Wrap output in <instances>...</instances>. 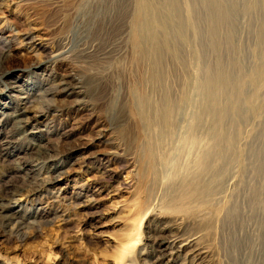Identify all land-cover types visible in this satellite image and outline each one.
Returning a JSON list of instances; mask_svg holds the SVG:
<instances>
[{"label": "rangeland", "instance_id": "1", "mask_svg": "<svg viewBox=\"0 0 264 264\" xmlns=\"http://www.w3.org/2000/svg\"><path fill=\"white\" fill-rule=\"evenodd\" d=\"M137 1L0 0V57L6 51L0 66L13 77L6 86L32 90L27 103L20 100L21 93H7L5 98L22 103L28 115L37 119L33 130L20 131L11 118L0 116V193L9 196L16 219L22 223L20 231L15 221L0 228V264H120L116 258L119 245L131 231L138 230V249L143 250L145 237L155 236L164 222L177 217L186 233L201 238L208 251L205 264H264V199L254 206L248 196L260 184L254 167L264 149V44L258 38L264 15L257 7L259 1L247 0L253 11L234 15L232 51L225 53L223 31L218 35V50H212L203 13L200 17L183 11L190 0H176L178 12L170 8L169 0H143L153 11L149 15L167 33L173 35L180 27L183 31V38L173 43L177 59L171 62L162 56L165 81L156 87L149 82L151 61L132 60L129 34ZM224 1L226 5L236 3L239 10L246 2ZM187 16L198 36L186 22ZM58 42L67 54L63 62L48 68V53ZM227 59L241 68L242 92L237 110L216 125V115L209 113V100L202 95L200 84L207 70ZM66 66L83 82L86 109L91 111L82 114L94 126L101 122L104 129L91 147L69 156L68 149L93 136L80 129L86 118L75 114L70 105L73 98L59 93L46 97L52 98L48 110L42 104L43 92L61 84ZM238 73L233 72V78ZM134 87L138 94L150 97L146 96V120L139 115ZM5 98L0 102L7 103ZM166 98L175 107L167 122L157 113ZM220 102L225 106L226 98ZM33 144L42 145L53 160V165L39 166L41 170L35 173L29 152ZM148 144L152 164L144 159ZM218 147L228 151L226 155L230 150V162L224 156L202 161L207 151ZM113 151L126 163L125 168L115 161L106 163V155ZM36 173L35 182L56 176L60 180L33 193L22 184ZM192 181L211 190L204 206L189 204V200L179 203L188 192L182 188ZM172 204L175 208H170ZM232 208L238 209L237 217L227 223L226 214ZM133 262L163 264L146 253L136 255Z\"/></svg>", "mask_w": 264, "mask_h": 264}, {"label": "bare ground", "instance_id": "2", "mask_svg": "<svg viewBox=\"0 0 264 264\" xmlns=\"http://www.w3.org/2000/svg\"><path fill=\"white\" fill-rule=\"evenodd\" d=\"M258 1L259 2H258L257 7H259V9H261V11H263V15H264V0H258ZM227 3L228 2H226V4ZM226 4H225L224 0H190L188 9L186 8L187 10L185 9L183 11H185V12L187 11V14L192 11V15L198 14V15H200V17L202 16V13H203L204 19L206 20V22L208 24V27L206 29V33H207V38L209 37V47L212 50H214V49L218 50L216 48L217 43L220 41V40H218V35H219V32L222 33V31H223V39H224L223 42L225 44L224 45L225 53H228L232 49V42L231 41H233L232 37H233V31H234V24H233L234 15L238 11H240V13H242V16L249 14V12L251 13V11H253L254 6H251L250 4H248L247 0L243 4V6L240 10L238 9L236 3L233 4L231 2V4H229V5H226ZM169 6L175 12H178L180 10V9H178L176 0H169ZM135 7H136L135 13H134V16L132 19V24L130 26L131 27V34H129V35H131L130 41H131V44H132V47L134 50V55H133L132 60L134 62H136L140 58H144V59L148 58L149 61H151V65L153 66V72H150L151 76H150L149 82H150V85L152 84L154 86V84H155V87H156L157 84H159V83L163 84L165 81V79H164L165 78V76H164L165 70L163 69V61H162L163 54H165L167 56V58L169 60H171V62L176 60L178 57L176 48H174L173 43L175 40L177 41L178 39L180 40L183 38L182 37V32H183L182 27H180L178 29L176 28L175 33L173 35H170L169 34L170 32L167 33L164 30L165 28L163 29L161 27L163 25L160 26V23H158L157 19H155L154 17H151L153 11L151 10V8L147 2H145L143 0H138ZM263 15H262V17H263ZM175 17H177V16H175ZM262 19L263 20H261L262 22L260 25L258 38H259V41L261 42V44L263 45L264 44V17ZM195 20H196V18H195ZM192 21L193 20L189 16L188 20L186 22L189 25H192ZM194 22L196 23V21H194ZM178 24H180V23H178ZM192 28H193L192 32H194V35L198 36L199 31L196 28V26L192 25ZM26 40H30V37L28 35H26ZM54 44H55L54 49L48 53V62L46 63L48 68H49V64L57 65L58 63L63 62L65 59V55L67 54V51H68L65 49V46L62 45L61 43L58 42V43H54ZM38 49H40L42 51L46 50V48L42 45H38ZM5 55H6V51L1 55L0 63H1V60L3 59V57ZM229 59H227L226 61H229ZM143 61H145V60H143ZM226 61L225 62H223L222 60L217 61L216 67L214 69L206 71V76H205L204 80L202 81V83L200 84L202 95L205 96L209 100V104L206 102L208 105V109H209L208 111H210L209 113L212 114L214 112L216 115V123H217L216 125H218V122H220L226 115L228 117V116L232 115L234 113V111L237 110L236 108H238L237 106H239V104H238L239 99L238 98L241 96L240 93L242 92L241 90H242V85H243V77L241 76L242 71L240 70L241 69L240 66L232 64L230 61L229 62H226ZM165 63H166V61H165ZM35 65L37 67H39L41 64H35ZM44 68L46 69V67H44ZM69 68L70 67H68V66L65 67L64 74L61 76V84L58 86L59 88L56 87V88L51 89V90H45L43 92V96H42L44 98L43 99L41 98L42 104H44L43 106L47 105V107H46L47 110H48V106L52 103V98L46 99V97H49V96L51 97L53 95V93H55V94L59 93L66 98H73V99H71L70 105L73 108L75 114H77V116L81 114L80 117L83 116L86 118L85 120L82 119L83 121L80 122L82 124V126L80 128L81 131L83 133H85L86 131L89 130L91 133H93V136H90L86 143H83L82 145H80L78 147L68 149L69 150L68 156L71 155L76 150H79V149L85 150V149H88L89 146L91 147V145H92L91 143H93V142L96 143V141L101 138L102 132L104 131V129L101 128V127H103L101 122L100 123L99 122H97V123L93 122L95 124V126H94V125H92L91 120L88 119L86 117V115L84 116L82 114L84 110H86V112H89V110H90V109L89 110L86 109L87 103L84 100L85 96H86V92L84 90L83 82H82L81 78L76 73H74L73 71H70ZM260 69H262V68H260ZM235 71L239 72L238 75L236 74V76H238V77L233 78V72H235ZM257 72H259V71H257ZM12 78L13 77H11V74L6 73L3 70H1V66H0V87H1L0 88V99H3V97L4 98L7 97V95H5V94L12 92V93L23 94L24 97L21 98L20 100H23L24 103L29 102L31 97H32L31 96L32 90H27V89H24L21 87H19L20 89H16L17 86H8V87L6 86L7 82L9 80H11ZM255 78H257L256 75H255ZM133 92H134V94L135 93L138 94V89L134 87ZM143 94H138V96L136 98V105L139 106L138 109H141V110H139L140 111L139 112L140 117L146 120L148 114H145L147 112V110H146V112L144 110L146 109L145 106H148V104H147L148 101L146 98L147 95L144 96ZM238 94H239V96H238ZM223 96H224V98H226V105L225 106L220 105V103H221L220 99ZM148 98H150V97H148ZM6 100H8L7 103L6 102H4V103L0 102V116H5V117L7 116V117L11 118L13 120L14 124L16 125V128H17L16 130H20V131L26 130L28 127L30 128V130H33L34 129L33 123L37 122L36 117L28 115L29 111L26 107H23L24 105L21 106L22 103L21 104H18V103L15 104V102L11 101V99H9V98ZM224 103H225V99H224ZM171 105L168 101V98L165 99L162 106L160 105L161 106L160 110L158 109L157 113H159V118L161 120L167 122L169 120V118L174 115L175 107L173 105L172 106ZM183 107H184V105H183ZM36 112H38V114L40 113V115H43V113L41 111H36ZM153 112H155V111H153ZM87 116L90 117L91 114H89ZM138 119H140V118H138ZM224 124H226V123H224ZM215 128H216V126H215ZM216 133H217V131H216ZM227 137H228V135H227ZM217 140H219V139H217ZM218 142H217V144H218ZM220 144H221V142H220ZM149 145L150 144H148L147 147L145 148L144 159H145L146 163L152 164V158L150 156V154H152V152H151L152 150H151V146H149ZM217 146H215V148ZM220 147H221V145H220ZM220 147H218L219 149H213L211 151L210 150L207 151L204 154L205 157L203 156L202 161L205 162V160L209 159L210 157L211 158L216 157L218 159H221L219 156H222V157L224 156L227 158H228V156H232L230 150H229V153L226 155V153L228 151L225 153L224 148L221 149ZM29 152L33 156V159H32L33 163H35V165L33 167L36 168V169L32 170L33 173L41 170V168H38L39 166L47 165L49 163H51L53 165V163H52L53 160L51 161L52 156H48V151L45 150V148L42 147V145L33 144L32 147L29 148ZM111 154H113V155H111ZM260 154H261L260 157H262V158L260 160H258V162L256 163L257 165L254 167V171L257 174L256 177L259 179L260 184L258 186L256 185L257 187H255V185H254V187L250 189L249 195H248L249 200L254 204V206L260 205L263 202L262 200L264 199V149H262L260 151ZM105 160H106L107 164H110L112 161L117 162V164L120 165L119 168H121V169L126 167V165H125L126 163L124 164V161L120 159L118 153H114V151H113V153L106 155ZM22 161H24V160H22ZM24 162H26V161H24ZM229 162H230V159H229ZM16 164L19 165V163H16ZM30 166H32V165L30 164ZM53 167H55V166H53ZM199 170H200V168H199ZM204 172H205V170H204ZM58 173L59 172H56V174H58ZM37 174L38 173H36L35 176H33L31 178V181H29V182L24 181V183L22 184L24 186L25 185L29 186V188H31V191L33 193H37V192L41 191L43 188L48 187L47 184H53V183L57 182L58 180H60L59 176H56V177H49L48 181L35 182V180H37L36 179ZM206 175H207V173H206ZM213 175H215V174H213ZM54 180H56V181L54 182ZM245 186H247V185H245ZM16 188H18V187H16ZM182 189H183L182 191L188 190V192L181 195L182 197L179 200L180 204H183V202L185 200H189V204L198 203L197 206L201 207V206H204V204H206L208 202V198L211 195V190L209 189V187L198 184L195 181L194 182L192 181L190 183L185 184L184 188H182ZM2 191H4V190H2ZM0 195H1L0 196V228H3V226H5V225L8 226V223L15 221L17 223V225H19L18 226L19 231H20V229L22 230V228H21L22 223L16 219L17 218L16 214L13 212L14 207H12V205L10 204V201H9L10 199L9 200L7 199V198H9V196L7 197L6 196L7 194L5 195V194H3V192H1ZM209 200H210V198H209ZM187 206L188 205L180 206L178 209H184ZM170 208H175V205L172 204L170 206ZM235 208H236V206H235ZM152 209L153 208H150L148 210L152 211ZM237 210L238 209L235 210L234 208H232L227 212L226 218H225L227 223H232L235 220V218L237 217L236 216ZM222 215H224V214H222ZM242 217H244V216H242ZM18 229H16V230H18ZM17 234H19V233H17ZM139 236L140 235L138 233V230L136 232L131 231L130 234L126 238H124L122 243L119 245V247H120L119 248V254L116 258L120 264H132L133 259L135 258L136 255L145 254V253L148 256H150L151 258L156 256L157 262L160 261L163 264H205L204 261L206 258H208V251H207L206 247H204L202 245L201 238L195 234L186 233L185 229H184L183 221L180 217L174 218L169 222H164V224H162L161 228L157 231V234H155V236L153 234V237L152 236L151 237H145L143 239L144 243L142 244L144 246L143 250L138 249V246L141 245V240L139 239L140 238ZM144 250L147 252L144 253ZM131 260H132V262H131ZM133 264H134V262H133Z\"/></svg>", "mask_w": 264, "mask_h": 264}]
</instances>
